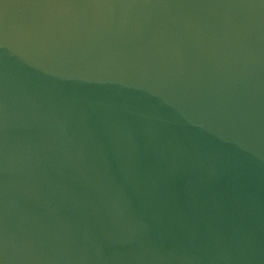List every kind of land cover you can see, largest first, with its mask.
Listing matches in <instances>:
<instances>
[{"label":"water","instance_id":"95a60500","mask_svg":"<svg viewBox=\"0 0 264 264\" xmlns=\"http://www.w3.org/2000/svg\"><path fill=\"white\" fill-rule=\"evenodd\" d=\"M0 264H264V0H0Z\"/></svg>","mask_w":264,"mask_h":264}]
</instances>
